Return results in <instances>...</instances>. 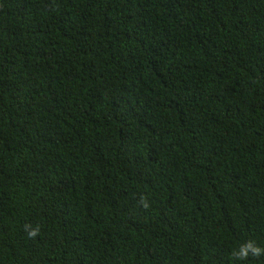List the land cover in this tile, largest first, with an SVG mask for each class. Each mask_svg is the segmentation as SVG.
Segmentation results:
<instances>
[{"label": "trees", "instance_id": "obj_1", "mask_svg": "<svg viewBox=\"0 0 264 264\" xmlns=\"http://www.w3.org/2000/svg\"><path fill=\"white\" fill-rule=\"evenodd\" d=\"M247 242L264 0H0V264H264Z\"/></svg>", "mask_w": 264, "mask_h": 264}, {"label": "clouds", "instance_id": "obj_2", "mask_svg": "<svg viewBox=\"0 0 264 264\" xmlns=\"http://www.w3.org/2000/svg\"><path fill=\"white\" fill-rule=\"evenodd\" d=\"M144 206L147 207V203L143 202ZM25 231L27 233V236L32 239L35 238L39 234V228H32L31 225L25 226ZM259 257L262 254H264V248H261L257 245H255L253 242H247L245 244H242L237 252H235L233 255L237 259L246 260L249 255Z\"/></svg>", "mask_w": 264, "mask_h": 264}]
</instances>
